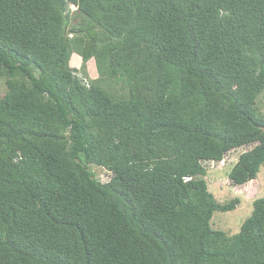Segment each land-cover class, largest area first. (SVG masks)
Masks as SVG:
<instances>
[{
  "label": "trees",
  "instance_id": "1",
  "mask_svg": "<svg viewBox=\"0 0 264 264\" xmlns=\"http://www.w3.org/2000/svg\"><path fill=\"white\" fill-rule=\"evenodd\" d=\"M0 81V264H264V0H0Z\"/></svg>",
  "mask_w": 264,
  "mask_h": 264
},
{
  "label": "rangeland",
  "instance_id": "2",
  "mask_svg": "<svg viewBox=\"0 0 264 264\" xmlns=\"http://www.w3.org/2000/svg\"><path fill=\"white\" fill-rule=\"evenodd\" d=\"M71 65L80 68L82 61L75 57ZM85 68L88 72L89 80L97 78L98 73L93 61L88 63ZM6 89L5 82L0 81V91L5 93ZM257 105L264 112V92L258 98ZM253 147L254 145L232 150L221 162H204L207 169L205 179L208 183L209 191L215 196L216 200L221 204H225L236 198L240 199V204L237 205L234 211L226 213L215 212L212 219V226L215 230H222L230 236L237 234L243 222L251 216L253 202L259 198H264V167H262L256 180L245 185L234 186L229 179V173L240 155ZM94 169L101 181L110 179L111 175L106 170L99 167Z\"/></svg>",
  "mask_w": 264,
  "mask_h": 264
}]
</instances>
